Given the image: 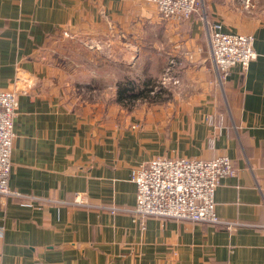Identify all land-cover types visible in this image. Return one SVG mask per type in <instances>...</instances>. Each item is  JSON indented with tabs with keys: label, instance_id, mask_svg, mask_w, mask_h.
Here are the masks:
<instances>
[{
	"label": "crops",
	"instance_id": "obj_1",
	"mask_svg": "<svg viewBox=\"0 0 264 264\" xmlns=\"http://www.w3.org/2000/svg\"><path fill=\"white\" fill-rule=\"evenodd\" d=\"M245 1L175 20L146 0H0V90L19 101L0 264H264V0ZM215 24L255 38L223 83ZM158 77L164 95L117 101L119 84ZM222 154L236 174L216 212L233 228L130 211L134 168Z\"/></svg>",
	"mask_w": 264,
	"mask_h": 264
},
{
	"label": "built area",
	"instance_id": "obj_2",
	"mask_svg": "<svg viewBox=\"0 0 264 264\" xmlns=\"http://www.w3.org/2000/svg\"><path fill=\"white\" fill-rule=\"evenodd\" d=\"M146 1L155 4L161 16L167 19L188 20L204 10L203 0ZM245 2L249 5V0ZM208 35L210 57L221 83L236 66L246 71L257 56L253 34L223 31L221 25L215 24ZM175 64L171 61L172 67ZM17 95L12 90H0V195L3 196L18 195L9 186L14 118L19 105ZM235 174L234 162L226 154L210 159L157 156L132 170L137 193L135 206L130 211L141 218L155 216L219 224L231 229L238 222L220 218L216 212L215 192L225 177ZM74 203L88 205L81 194H77Z\"/></svg>",
	"mask_w": 264,
	"mask_h": 264
},
{
	"label": "trees",
	"instance_id": "obj_3",
	"mask_svg": "<svg viewBox=\"0 0 264 264\" xmlns=\"http://www.w3.org/2000/svg\"><path fill=\"white\" fill-rule=\"evenodd\" d=\"M152 80H148L143 86L138 88V84L135 81L129 80L118 85L117 88V101L127 106L128 108L133 107L136 102L142 99L152 98L153 88H149ZM159 95H157L158 97ZM155 98V97H154Z\"/></svg>",
	"mask_w": 264,
	"mask_h": 264
},
{
	"label": "rangeland",
	"instance_id": "obj_4",
	"mask_svg": "<svg viewBox=\"0 0 264 264\" xmlns=\"http://www.w3.org/2000/svg\"><path fill=\"white\" fill-rule=\"evenodd\" d=\"M161 15V14H160ZM219 79V78H218ZM152 81H150V83H151V85L149 86V88H153V92H152V96L153 97H157V95H164V93H166V91L165 90H161V84H160V81H161V79L158 77V78H154V79H151ZM141 86L140 85H138V88H140ZM13 91V90H12ZM116 91H117V89H116ZM15 92V91H14ZM117 93V92H116ZM17 94V93H16ZM18 96V95H17ZM116 96H117V94H116ZM158 96V97H159ZM122 105V104H121ZM123 107H127V106H124V105H122ZM128 108V107H127Z\"/></svg>",
	"mask_w": 264,
	"mask_h": 264
}]
</instances>
